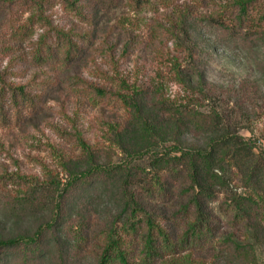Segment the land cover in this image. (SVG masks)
I'll return each instance as SVG.
<instances>
[{"label": "trees", "instance_id": "16d2710c", "mask_svg": "<svg viewBox=\"0 0 264 264\" xmlns=\"http://www.w3.org/2000/svg\"><path fill=\"white\" fill-rule=\"evenodd\" d=\"M84 1L89 7L80 8ZM123 1L0 0V123L10 126L8 107L31 106L33 99L24 86L6 82L8 71L47 60L61 62L59 71H71L69 80L92 90L96 102L124 109L107 123L102 144L78 134L75 152L65 150L56 170L42 178L17 176L23 194L9 195L14 203L0 209V264H264V155L258 153L264 150L240 134L236 111L216 104L204 71L194 65L198 21L171 13L180 15L171 33L179 55L170 66L180 94H171L165 76L124 74L128 48L114 68H94L106 85L90 83L87 53L96 43L100 49L107 34L88 11ZM166 2L126 0L134 10ZM57 4L88 25L93 21V34L67 33L50 14ZM220 5L202 16L214 41L264 52V0ZM216 201L224 218L214 211ZM22 218L37 226L2 230Z\"/></svg>", "mask_w": 264, "mask_h": 264}, {"label": "rangeland", "instance_id": "374dc122", "mask_svg": "<svg viewBox=\"0 0 264 264\" xmlns=\"http://www.w3.org/2000/svg\"><path fill=\"white\" fill-rule=\"evenodd\" d=\"M226 1L167 0L166 4L160 3L158 7L146 5L141 10H134L124 0L118 7L110 3L109 9L104 5L99 11L95 7L90 8L89 19L97 21L95 28L99 23L100 32L107 34L105 44L108 43V46L104 44L100 49H97L99 43H96L89 51L91 53H87L91 59V71L86 72L92 79H89L90 83L101 82V76L95 73L94 68H114L119 54L128 48L126 54L129 56L125 55L122 60L124 74L137 71L138 75L146 74L149 77L165 76L171 94H180L181 89L170 81L173 55L178 53L174 50L171 33L173 23L180 15L173 18L171 13L184 11L189 21H198L200 30L195 38L199 55L195 56L194 65L204 71L208 91L217 98L216 104H228L229 109L236 111L242 136L254 141L264 138V68L259 65V61L260 64L264 61L263 49L253 46L247 50L217 43L212 28L202 19V16L213 13L221 7V2ZM77 4L80 8L79 4L89 7L85 1ZM81 11L87 13L86 10ZM50 14L67 33L71 31L72 34H86L88 37L93 34V21L88 25L89 22L79 20L59 4L52 8ZM176 25L179 28L178 23ZM40 32L38 30L32 39H36ZM100 38L104 39L105 35ZM127 44L128 47H125ZM111 53L115 56L112 57ZM183 58L182 53L180 60ZM61 68V62L47 60L40 66L30 63L16 65L8 71L6 82L24 86L33 99L31 106L20 104L19 108L12 110L8 107L13 115L10 126L0 123V209L3 204L14 203L8 199L9 195L14 198L23 194L24 188L14 185L19 183L17 176L42 178L46 171L56 170L65 150L75 152L78 134L91 144H102L106 138L107 123L119 119L124 113L120 106L114 107L110 103L104 107L102 102L93 100L95 93L90 89L83 90L80 83L70 81L69 75L73 73L67 71L64 74L59 71ZM205 106L212 105L206 102ZM258 153L264 155V151L258 150ZM220 203H214V211L218 217L224 218L220 213ZM16 220V225L10 223L2 230L9 232L18 226L21 231H31L37 226L34 218ZM6 264L17 263L12 260Z\"/></svg>", "mask_w": 264, "mask_h": 264}, {"label": "built area", "instance_id": "2783aa9c", "mask_svg": "<svg viewBox=\"0 0 264 264\" xmlns=\"http://www.w3.org/2000/svg\"><path fill=\"white\" fill-rule=\"evenodd\" d=\"M256 147L264 150V138H257L255 140Z\"/></svg>", "mask_w": 264, "mask_h": 264}]
</instances>
